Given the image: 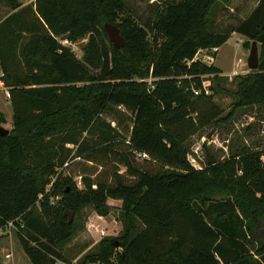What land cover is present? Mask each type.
<instances>
[{
	"label": "trees",
	"instance_id": "obj_1",
	"mask_svg": "<svg viewBox=\"0 0 264 264\" xmlns=\"http://www.w3.org/2000/svg\"><path fill=\"white\" fill-rule=\"evenodd\" d=\"M126 1L36 0L21 8L18 0H0L14 12L0 24V81L14 126L0 136V232L12 224L31 264H70L63 249L75 223L66 212L89 206L106 217L113 200L122 202L123 235L102 239L76 264H264V150L243 148L202 170L188 160L200 130L240 110L264 109V0L220 33L211 15L231 0H169L143 26L126 14ZM106 24L120 30L122 49L109 41ZM233 33L247 38V50L257 42L261 53L259 70L236 75L229 90L218 67L194 59ZM58 38H86L82 59ZM150 77L154 89L140 82ZM205 77L214 94L234 98L225 118L203 91ZM119 110L132 118L125 150L104 118ZM68 146L74 159L95 163L103 155L126 171L85 177L82 190L59 179L50 192L71 158ZM136 156L161 169L139 167Z\"/></svg>",
	"mask_w": 264,
	"mask_h": 264
},
{
	"label": "rangeland",
	"instance_id": "obj_2",
	"mask_svg": "<svg viewBox=\"0 0 264 264\" xmlns=\"http://www.w3.org/2000/svg\"><path fill=\"white\" fill-rule=\"evenodd\" d=\"M168 1L169 0H127L125 12L126 14L132 15L138 24L143 26L149 18H154L156 12L163 9L164 3ZM258 2L259 0H231L228 6H224L222 3L218 2L211 15L212 19L214 14L211 25L212 30L220 33L232 29L241 20L247 18L251 14ZM12 13L14 12L6 5L0 6V19ZM58 40L60 43L68 42L69 46H67V48H69L79 60L82 59L83 48L87 44L86 38L75 42L65 38H58ZM247 41L248 40L242 36L233 33L231 34V38L220 48L219 52H216V54L213 53V49L203 51L200 54L201 59L207 62L208 58L217 57L215 66L221 70L223 77L228 80L227 84H223V87L226 89H235V85L231 82L236 75H245L251 72L248 69L247 61L253 42H249L250 50H247L244 47V43ZM258 49L260 54L261 46L259 44ZM152 79L153 82H155L156 79L152 77L145 79V81H147L145 83L148 84L149 88L151 84L153 86V82L151 83ZM0 87V111L4 114L6 119V124L2 127L11 131L14 126L13 108L10 103L9 95L7 94L9 90L5 88L1 81ZM210 92V95H214V106H219L222 111L221 117L225 118L232 110L234 98L227 93L215 92L214 94L211 89ZM104 118L107 123L111 124L112 128L115 129L117 133L122 135V138L119 139L122 143L119 149L125 150L124 144L126 143L124 141L128 140L132 126L131 116L124 110H119V112L115 113V117L108 115ZM68 147L73 149L71 158L68 160L67 164L63 168L58 169L57 174L53 176L52 184L48 186L50 192L53 191L54 185L59 179L71 178L76 187L82 190L84 189L83 178L85 177L97 179L101 175L110 174L115 170H120L121 173H125L126 171L125 168L117 164L114 159H107L103 155L98 157L95 163L89 162L85 158L74 159L76 149L73 148V146ZM188 147V160L198 170L206 168L210 160L224 162L229 158L231 153L242 150L243 148L253 151H263L264 109L253 107L240 110L225 124H221L216 128L206 127L191 138ZM136 162L137 165L143 169L154 171L161 169L159 164L150 160L146 162L143 156H136ZM60 199V196L55 198L56 201ZM108 206L110 207V212L106 217L99 216L96 211L89 206L85 207L79 214L74 215L75 236L63 249L64 257L70 264H76L85 252L93 251L95 246L102 239L106 237L118 239L123 235L125 222L121 213L122 202L110 200ZM1 233L3 235L0 237V241H4V245L7 247L4 261L9 264H12V262L31 264L23 252L15 228L8 226Z\"/></svg>",
	"mask_w": 264,
	"mask_h": 264
},
{
	"label": "water",
	"instance_id": "obj_3",
	"mask_svg": "<svg viewBox=\"0 0 264 264\" xmlns=\"http://www.w3.org/2000/svg\"><path fill=\"white\" fill-rule=\"evenodd\" d=\"M105 31L108 35L109 41L112 43L115 49H122L125 46V39L121 36L120 30L113 24H106ZM248 69L251 72H255L259 70L260 67V54L258 49V43L253 42L250 54L247 61ZM10 131L1 127L0 128V136L7 137L9 136ZM75 213L74 212H66L65 216L69 219V224L73 222Z\"/></svg>",
	"mask_w": 264,
	"mask_h": 264
},
{
	"label": "built area",
	"instance_id": "obj_4",
	"mask_svg": "<svg viewBox=\"0 0 264 264\" xmlns=\"http://www.w3.org/2000/svg\"><path fill=\"white\" fill-rule=\"evenodd\" d=\"M61 44H62L63 46H65V47L69 46V43H68V42L61 43ZM217 50H218V49H213L212 51H213V53H216ZM201 52H203V51L198 52L197 56H196L195 59H194V62H203V63H205V64H207V65H213L214 62H215V58L210 57V58H208V62H207V61H204L203 59H201V56H200ZM214 57H215V56H214ZM204 79H206V80H204V82H203V91H204V93H205L206 95H210L211 92H210V89H209V88L211 87V82H210L209 80H207L208 78H204ZM155 81H156V80H155ZM141 82H147V81L142 80ZM152 82H153V79L151 80V83H152ZM150 88L154 89V87L152 86V84H151V87H150ZM193 92H194V94H195L196 96H199V95L202 93L201 90H193ZM9 226H12V224H10ZM56 264H61V263L58 262V263H56Z\"/></svg>",
	"mask_w": 264,
	"mask_h": 264
},
{
	"label": "crops",
	"instance_id": "obj_5",
	"mask_svg": "<svg viewBox=\"0 0 264 264\" xmlns=\"http://www.w3.org/2000/svg\"><path fill=\"white\" fill-rule=\"evenodd\" d=\"M36 0H19V3L21 5V8H25L27 6H31V5H34ZM10 14H8L6 17H4L3 19H0V24L9 16ZM239 35V34H238ZM241 36V35H240ZM243 38H245L244 36H242ZM247 39V38H245ZM62 45V44H61ZM65 47V46H64ZM220 49L217 50V52H219ZM216 54V53H215ZM217 57L215 56V62H214V66L216 65V62H217ZM248 66V65H247ZM0 80H1V77H2V71L0 72ZM235 76V75H234ZM205 80V79H204ZM1 88V87H0ZM6 89H8L7 87H5ZM1 90V89H0ZM9 90V89H8ZM7 94L9 95V92H7ZM3 234L0 232V237L2 236ZM7 252V247L6 245H4V241H0V262L4 263V264H9L8 262L4 261V256ZM76 262V261H75ZM11 264V263H10ZM12 264H19V263H16V262H12ZM63 264V263H62Z\"/></svg>",
	"mask_w": 264,
	"mask_h": 264
}]
</instances>
